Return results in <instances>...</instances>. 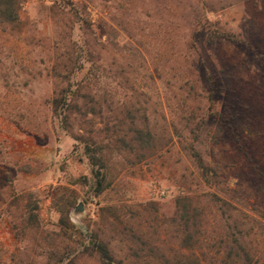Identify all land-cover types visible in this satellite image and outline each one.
I'll return each instance as SVG.
<instances>
[{
    "label": "rangeland",
    "instance_id": "rangeland-1",
    "mask_svg": "<svg viewBox=\"0 0 264 264\" xmlns=\"http://www.w3.org/2000/svg\"><path fill=\"white\" fill-rule=\"evenodd\" d=\"M15 2L0 18V264H105L99 242L120 264H234L236 240L264 264V0Z\"/></svg>",
    "mask_w": 264,
    "mask_h": 264
},
{
    "label": "trees",
    "instance_id": "trees-1",
    "mask_svg": "<svg viewBox=\"0 0 264 264\" xmlns=\"http://www.w3.org/2000/svg\"><path fill=\"white\" fill-rule=\"evenodd\" d=\"M6 18L10 21H15L18 17L16 2L15 0H0V18ZM74 94H71L68 90L63 89L61 92L52 99V108H53V115L59 123V126L66 131H69L71 126V114L74 111V105L72 104V97ZM140 138V136H138ZM94 150L90 149L87 146L86 153L89 155V159L92 164V175L94 177V186L96 188L97 193H102L106 188L107 184L106 176L104 174L105 164L101 157H99L96 153L93 152ZM30 202L27 204L26 209L29 210V218L31 221L38 220V214H36V210L38 209V205L36 202L29 200ZM59 211L61 213L60 221L62 225H67L68 222V211L69 205L67 204H59ZM186 210V208H185ZM187 214V213H186ZM189 215V214H188ZM186 221L188 223L189 217H186ZM186 241L190 242L193 238L192 234H187ZM98 251L101 253L102 258L105 264H120L114 261V257L110 253L108 246L103 243L99 242L97 244ZM234 253V264L239 263V258H243L242 264H250V256L245 248V246L236 240V244L233 248L230 249L229 257L232 256L233 251ZM178 264H199L198 261L187 257L183 261L179 262Z\"/></svg>",
    "mask_w": 264,
    "mask_h": 264
}]
</instances>
